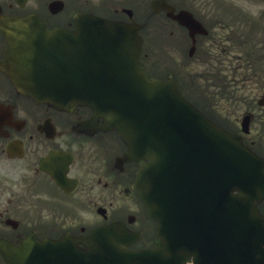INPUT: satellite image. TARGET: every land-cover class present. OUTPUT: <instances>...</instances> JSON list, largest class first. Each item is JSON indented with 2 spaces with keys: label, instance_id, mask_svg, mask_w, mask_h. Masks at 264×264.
<instances>
[{
  "label": "flooded vegetation",
  "instance_id": "flooded-vegetation-1",
  "mask_svg": "<svg viewBox=\"0 0 264 264\" xmlns=\"http://www.w3.org/2000/svg\"><path fill=\"white\" fill-rule=\"evenodd\" d=\"M51 1L40 0L31 11H26L25 3L17 2L19 7H15L9 0H0V12L7 15L38 13L48 28H74L77 11L103 16L122 11L107 5V0L104 4L100 0H73L69 3L64 0V6L55 12L50 6ZM117 1L123 4V0ZM168 1L176 11L189 9L200 17H208L209 7L215 2ZM175 25L182 30L180 24ZM170 34H174V29ZM183 35H186V39L181 38L185 43L188 34L184 31ZM174 39V43H180L179 38ZM4 45L5 38L0 32V60ZM69 113L73 112L58 111L19 94L0 70V249L7 241L9 247L19 245L28 236L58 238L63 231L82 230L83 227L73 228L67 221L71 204L85 202L94 206L107 201L102 172L114 167L115 149L113 146L109 148L105 135L85 133L83 122L89 118L85 109L78 108L74 114ZM68 153L72 158L67 174L77 179L76 186L70 191L54 179ZM63 185L68 187L67 182ZM261 209L264 212V202ZM0 264H7L1 250Z\"/></svg>",
  "mask_w": 264,
  "mask_h": 264
},
{
  "label": "rangeland",
  "instance_id": "rangeland-1",
  "mask_svg": "<svg viewBox=\"0 0 264 264\" xmlns=\"http://www.w3.org/2000/svg\"><path fill=\"white\" fill-rule=\"evenodd\" d=\"M240 1L245 6L249 4L245 0ZM239 21L240 23H238ZM218 23L224 24L222 20H219ZM228 24L237 27L226 28L225 26L218 25L214 30L215 34H213L223 39H227V36H230L232 40V45L226 48V52L229 55L225 54L224 70H226V67L230 69L233 66H244L245 64H241V61L249 63L251 67H255L251 71L249 81L244 76L250 71H239L236 74L233 86L234 90L225 92L217 89L218 92L210 93L211 89L199 80H210L209 72L212 71L209 69L207 62L214 60V58L206 62L199 61L197 54L196 57L189 59L180 58L174 62L167 60L161 55H155L154 61H150V63L155 62V70L157 72L166 70V72L175 71L178 73L186 91L198 102L207 104L212 110L211 113L218 120L224 121L233 128L239 129L237 121L242 119L246 111H254L258 119L252 121L251 132L247 136V139L250 141L257 138L264 143L262 121V117L264 118V106L261 107L257 103L258 99L264 95V0H250L246 15L240 20H235L233 15ZM176 34L178 33H174L172 40H175ZM231 40L228 39V41ZM226 43L228 42L225 40L221 41L220 44L216 39L215 44H210V46L213 50L216 48L221 49L227 45ZM180 48H184V46ZM161 50L163 51V48ZM249 58L253 59L256 66L253 62H250ZM225 75L226 72H220L219 81L224 82Z\"/></svg>",
  "mask_w": 264,
  "mask_h": 264
},
{
  "label": "water",
  "instance_id": "water-1",
  "mask_svg": "<svg viewBox=\"0 0 264 264\" xmlns=\"http://www.w3.org/2000/svg\"><path fill=\"white\" fill-rule=\"evenodd\" d=\"M86 20V19H85ZM90 20H92V22H100L96 19L91 18ZM115 26H117V24H115ZM110 27V25L108 24V28ZM117 29L118 32H121L123 29V26L120 24L119 27H115ZM124 54H129V51L123 50ZM33 53L32 50H29L28 52ZM41 55H48L49 53L47 51H45L44 49L41 50L40 52ZM136 54H137V49H136ZM42 62H46V60L44 59ZM58 62H63V61H58ZM62 70L64 71H68L69 67H66L64 64H62ZM36 76V78L32 77V76H28L27 77V81H26V85L25 82L22 84L23 87L30 93V90L32 95H34L38 100H48L54 103H61L63 102L65 99L61 98L58 100H55L52 98V96L48 93V91H46L47 88L43 87L41 89L40 86L37 85H48L50 87H53V85H59L58 83L53 84L50 81L51 76L49 74L46 73H37L34 74ZM12 78L17 81L18 83H20V81H18V76L17 75H12ZM35 79V81H33ZM35 82H38L37 84ZM67 94H59L57 93L55 96L56 97H64ZM117 118L118 123H120V125L124 128V130H128V127L126 126V122H125V117L122 113L120 114H115L114 115ZM169 117L172 120H176L177 117H175V114L171 113L169 114ZM181 120L184 121L182 122V124L184 125L185 123H189L194 127V131L197 132L201 137L198 138V143L195 145H191V143L189 142L188 138H185V141H182V143H186L189 144V151L190 152H194L195 153V149L196 147H199L201 151H203L202 154H204V151L207 150H214L217 152H220V150H222V143L221 141L217 140V138H221L222 136L220 134H215L214 131H220L221 133H223L222 129L218 126H216L215 124L211 123L209 120L208 122L212 125V127L207 124L204 123L202 125H198L201 123H196L194 121V119L188 117V116H181ZM127 121V120H126ZM172 124H177L178 123L176 121H171ZM183 131L185 133V129L183 128ZM195 135V134H194ZM193 135V136H194ZM192 136V137H193ZM133 141V139H131V142ZM138 146L145 148L146 145L144 143H136ZM148 152L150 153V155L154 156V160H153V164L152 165H148L147 167L144 168V170L142 171V175H141V184H140V189L143 190L147 195H145L144 193L143 196L145 198V201L147 203H149L148 198L150 196V192H152L154 190V188H156V190H158V182H156V180L158 179V173L160 172L157 171L158 168H161L162 165L164 164V162L167 160H169V157L167 158V153L166 151H164L163 149H152L151 147L147 148ZM156 153H155V152ZM155 162V163H154ZM243 174H246L249 176V178L251 180L254 179V176L258 174V172L254 169H243L242 170ZM152 205V204H151ZM151 205L149 204V209L150 211L154 214L153 210L155 208L159 209V206L156 207V205H153L151 207ZM154 208V209H153ZM159 216L163 217V212H159L156 211ZM260 222V221H259ZM164 230V229H163ZM104 230L100 231H96L94 233V235L90 238H88L87 240V244L89 245L91 251H95L96 249H98L95 252H92V254L88 255L89 252H85V254L87 255V258L85 259V255L82 254L83 252L79 251V253L76 252H72V256H74L76 254V259H75V263L74 264H123V258L124 256L127 257H133V256H137V257H141L143 253H135V254H131L128 253L126 251H122L123 248L126 247L125 243L122 242V238H119L117 240L114 239V234H106L105 232H103ZM106 234V235H104ZM104 235V236H103ZM164 241V239H162V237H160V242ZM72 244L75 245V243L73 241H70ZM263 242H261L262 244ZM170 247L172 249L178 247V244L172 242ZM77 249V248H76ZM257 250V249H255ZM117 251L119 252V255L116 253ZM160 251L162 253H164V251L160 248ZM128 253V254H127ZM98 254H100L99 256H97ZM174 254L177 255V250H174ZM146 256L151 257L152 259H154L155 261H157V259H164L163 255L160 253H156V252H146ZM173 262H177V259L172 258ZM165 262H169V261H165ZM31 263H35V260L31 259Z\"/></svg>",
  "mask_w": 264,
  "mask_h": 264
},
{
  "label": "bare ground",
  "instance_id": "bare-ground-1",
  "mask_svg": "<svg viewBox=\"0 0 264 264\" xmlns=\"http://www.w3.org/2000/svg\"><path fill=\"white\" fill-rule=\"evenodd\" d=\"M175 117L181 118V115L175 113ZM155 125L158 130L164 132L166 130L173 129L174 137L172 134L167 136V144L173 145L172 148L165 150L169 157V160L176 166L179 171L183 172H194L199 173L202 167V151L199 147H196V154L191 153L189 151V144L177 142L176 140L184 138H188L191 145H195L198 143V138L201 136L194 131V127L185 123L183 128L185 129V133L180 132L179 128L176 124H172L171 121H158L157 118H154ZM143 124V130L149 129L152 127V124L149 121H141ZM202 125V124H198ZM141 132V131H140ZM195 134V135H194ZM194 135V136H193ZM193 136V137H192ZM218 162V159H216Z\"/></svg>",
  "mask_w": 264,
  "mask_h": 264
}]
</instances>
